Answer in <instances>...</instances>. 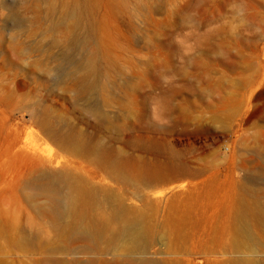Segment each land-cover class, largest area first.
Returning <instances> with one entry per match:
<instances>
[{
  "label": "rangeland",
  "instance_id": "1",
  "mask_svg": "<svg viewBox=\"0 0 264 264\" xmlns=\"http://www.w3.org/2000/svg\"><path fill=\"white\" fill-rule=\"evenodd\" d=\"M113 164L191 173L136 188ZM43 172L63 176L73 223H98L102 210L80 190L121 193L139 211L155 202L143 213L161 243L146 256L245 255L200 253L198 241L226 242L241 200L264 210V0H0V264L121 259L120 244L94 248L54 228L68 217L36 210ZM182 211L196 220L184 227L190 252L172 254L166 217Z\"/></svg>",
  "mask_w": 264,
  "mask_h": 264
},
{
  "label": "bare ground",
  "instance_id": "2",
  "mask_svg": "<svg viewBox=\"0 0 264 264\" xmlns=\"http://www.w3.org/2000/svg\"><path fill=\"white\" fill-rule=\"evenodd\" d=\"M66 61L69 63L68 59ZM66 66L67 65H60L59 70H67ZM115 164H113L110 168L115 173V176L117 174L121 180L123 179V183H125V181H128L129 184L132 182L134 185H136V188L139 186L148 187L158 182H163L169 178V175H171L173 172L180 174L191 173L185 167L169 170H161L160 167H134L130 170H126L122 166ZM62 179L63 176L61 173L45 174V172H43L40 176L33 180V183L36 185L38 191L44 196L45 199V203L40 204L38 206L39 208L36 210H45V212L53 219L59 217L69 218L63 223H54V228L58 232L61 234L69 232L70 238L85 240L87 245H90L94 248H96V245L100 243H108L110 244L109 247L111 248H114L120 244L122 249L121 253L118 255L121 256V259L116 261L114 260V262H112L113 264L177 263V259H165L160 261L158 259L152 258L151 256H146L151 253L150 247L154 240H158L161 243V239L158 236V232L156 230L159 223H151L149 221V216L143 213V211L146 209L156 210V206H154L155 202L150 203L147 199L142 200L143 208H141L142 211H139V209L136 210L127 206L125 203V198L121 193L112 191L102 194L105 189H97L94 191V188L88 189V192L80 190L82 199L87 200L93 205L101 207L102 210H100L98 223L91 221H79L73 223L70 217L75 212V205L72 199L68 198L66 195H62L59 192L58 184L62 182ZM239 205L240 209L233 213L232 218L236 220V223L240 226V228L228 230L230 238L226 242H219V244L215 242L216 240L213 239L214 237H208L207 240L211 241L212 243L208 247L204 246L205 244H202V240L199 239V252L214 253L224 249L226 252L230 253L237 252L238 254H245L230 256L228 261L229 264H264V260L261 257H256L254 254L249 257L250 255L248 253V251H264V242L258 238V235L255 233L254 229H250L252 225H254L253 227L259 228V232L264 234L263 205L257 204V207H255L254 210L250 208L251 205L246 201L241 200ZM156 212L157 210L153 213L155 214ZM172 214L173 215H170L168 213L166 217L168 218L166 223L169 225V227H171V231H168V236H166L169 244H167L165 249H167V251L172 254L189 253L190 250L187 247L189 230L184 227L186 225H190L192 222L195 224L196 220H191L192 216L185 215L184 211H182L179 215L175 213ZM250 220H252V222ZM69 237L64 235L61 240H65L70 244L71 240ZM29 243L31 242H27L26 244ZM49 243L50 241L46 239L45 246H48ZM15 245L18 246L19 242H16ZM57 250H62V247H58ZM57 263L61 264L62 262L57 261ZM101 263V261L98 262V264Z\"/></svg>",
  "mask_w": 264,
  "mask_h": 264
}]
</instances>
